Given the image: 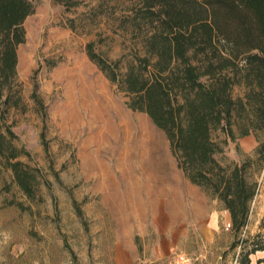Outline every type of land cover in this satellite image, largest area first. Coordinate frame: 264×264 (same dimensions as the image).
Returning a JSON list of instances; mask_svg holds the SVG:
<instances>
[{
  "label": "rangeland",
  "instance_id": "rangeland-1",
  "mask_svg": "<svg viewBox=\"0 0 264 264\" xmlns=\"http://www.w3.org/2000/svg\"><path fill=\"white\" fill-rule=\"evenodd\" d=\"M31 1L4 113L33 194L0 164V264H241L264 242V137L216 134L219 162H248L257 185L238 233L178 167L165 132L89 56L92 43L119 78L140 65L159 24L147 5L160 0ZM250 258L264 264V251Z\"/></svg>",
  "mask_w": 264,
  "mask_h": 264
},
{
  "label": "trees",
  "instance_id": "trees-1",
  "mask_svg": "<svg viewBox=\"0 0 264 264\" xmlns=\"http://www.w3.org/2000/svg\"><path fill=\"white\" fill-rule=\"evenodd\" d=\"M159 5L158 10L147 5L148 16L159 14V24L145 40L140 65H129L119 78L92 43L89 56L129 94V106L146 112L165 132L178 167L224 204L231 227L240 233L257 185L248 162H219L216 154L225 139L216 134L264 137V0H160ZM34 12L31 0H0V164L12 170L28 196L33 183L20 159L28 153L15 144L17 136L6 122L10 98L4 99V90L17 76V48ZM259 153L264 159V143ZM258 238L241 264H251L250 255L264 251Z\"/></svg>",
  "mask_w": 264,
  "mask_h": 264
},
{
  "label": "built area",
  "instance_id": "built-area-1",
  "mask_svg": "<svg viewBox=\"0 0 264 264\" xmlns=\"http://www.w3.org/2000/svg\"><path fill=\"white\" fill-rule=\"evenodd\" d=\"M185 263H186V258L184 256H180L177 264H185Z\"/></svg>",
  "mask_w": 264,
  "mask_h": 264
}]
</instances>
